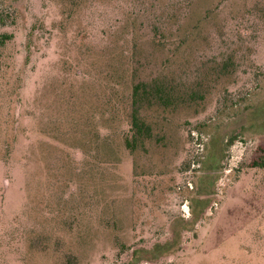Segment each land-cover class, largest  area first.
<instances>
[{"label": "rangeland", "instance_id": "obj_1", "mask_svg": "<svg viewBox=\"0 0 264 264\" xmlns=\"http://www.w3.org/2000/svg\"><path fill=\"white\" fill-rule=\"evenodd\" d=\"M1 34L0 264H264V0H0Z\"/></svg>", "mask_w": 264, "mask_h": 264}, {"label": "trees", "instance_id": "obj_2", "mask_svg": "<svg viewBox=\"0 0 264 264\" xmlns=\"http://www.w3.org/2000/svg\"><path fill=\"white\" fill-rule=\"evenodd\" d=\"M166 34H163L160 32V29L155 28L154 31H152V38L153 41H159L161 42V38L165 37ZM12 40V35L8 34H1L0 35V45H4L6 42ZM149 85L146 83H141L139 85L134 86L133 94H132V113H131V123L129 124V134L126 137V145L129 149L135 150L136 149V143L143 140L145 137L150 136V128L147 126L141 119L139 114V109L142 105V103L145 101V98H149L151 96L152 92H149ZM157 100L164 101L165 96L163 95L162 91H160L158 94H156ZM155 99V96H154ZM235 140L229 141V145H232ZM254 167L264 170V155L261 156L258 159V162H254ZM197 225V221L195 222ZM177 240V238H175ZM175 240L163 244L162 246L160 244L156 245L153 249H136L133 252V258L128 262V264H142V263H148L153 264L156 263L163 255L169 254V249L172 244H174ZM178 243V242H175ZM167 250V251H166ZM136 257V260H135Z\"/></svg>", "mask_w": 264, "mask_h": 264}]
</instances>
